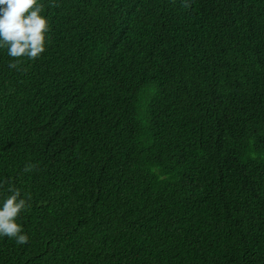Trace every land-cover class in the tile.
<instances>
[{"label":"trees","instance_id":"trees-1","mask_svg":"<svg viewBox=\"0 0 264 264\" xmlns=\"http://www.w3.org/2000/svg\"><path fill=\"white\" fill-rule=\"evenodd\" d=\"M39 3L44 53L0 48V183L31 197L0 264H264V0Z\"/></svg>","mask_w":264,"mask_h":264},{"label":"clouds","instance_id":"clouds-1","mask_svg":"<svg viewBox=\"0 0 264 264\" xmlns=\"http://www.w3.org/2000/svg\"><path fill=\"white\" fill-rule=\"evenodd\" d=\"M118 1L124 12H133L131 0ZM162 1L166 7L179 2L185 7H190L192 0ZM42 11L43 5L39 0H0V48H6L8 56L15 61L9 63L10 69H17L22 57L35 60L44 53L49 23L41 14ZM154 14L155 10L150 8V18ZM133 28L134 26H130L129 31ZM36 167L37 165L29 163L25 165L23 171L32 172ZM4 183H8L7 190L10 195L0 206V237L14 239L17 244L23 245L28 242L29 237L17 220L22 211L31 207L29 203L31 197L21 198L20 190L8 181L0 183V188L4 187Z\"/></svg>","mask_w":264,"mask_h":264}]
</instances>
